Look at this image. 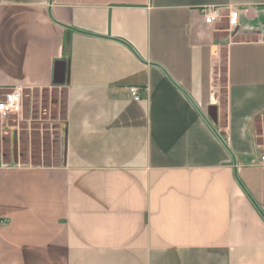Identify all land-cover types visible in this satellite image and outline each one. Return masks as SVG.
<instances>
[{
	"label": "crops",
	"instance_id": "1",
	"mask_svg": "<svg viewBox=\"0 0 264 264\" xmlns=\"http://www.w3.org/2000/svg\"><path fill=\"white\" fill-rule=\"evenodd\" d=\"M51 88L63 162L0 155V264H264V0H0V96Z\"/></svg>",
	"mask_w": 264,
	"mask_h": 264
},
{
	"label": "rangeland",
	"instance_id": "2",
	"mask_svg": "<svg viewBox=\"0 0 264 264\" xmlns=\"http://www.w3.org/2000/svg\"><path fill=\"white\" fill-rule=\"evenodd\" d=\"M225 67L223 57L221 83H224ZM66 113L65 90L24 91L22 114L0 116V155L6 159L16 155L23 164L60 165L64 158ZM258 131L264 144V117L258 121Z\"/></svg>",
	"mask_w": 264,
	"mask_h": 264
},
{
	"label": "built area",
	"instance_id": "3",
	"mask_svg": "<svg viewBox=\"0 0 264 264\" xmlns=\"http://www.w3.org/2000/svg\"><path fill=\"white\" fill-rule=\"evenodd\" d=\"M226 10L222 7H205L201 10L203 21L208 26H214L226 21L230 28L238 26V13L236 11ZM130 96L135 101H140V88L132 86L128 88ZM23 112V92L21 90H13L5 96H0V116L6 118L10 115H20ZM262 154L260 157L261 165H264V146L261 147ZM0 166H4L0 163Z\"/></svg>",
	"mask_w": 264,
	"mask_h": 264
},
{
	"label": "water",
	"instance_id": "4",
	"mask_svg": "<svg viewBox=\"0 0 264 264\" xmlns=\"http://www.w3.org/2000/svg\"><path fill=\"white\" fill-rule=\"evenodd\" d=\"M63 64V73H64V78L66 80V75H67V64L65 62L62 63ZM58 68V67H57ZM56 68V69H57ZM65 80L63 81L62 84L65 83ZM209 117L211 118V120H213L214 122L217 121V108L216 107H211L209 109Z\"/></svg>",
	"mask_w": 264,
	"mask_h": 264
}]
</instances>
